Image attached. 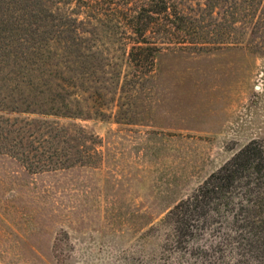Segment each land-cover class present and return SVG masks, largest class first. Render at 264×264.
I'll return each instance as SVG.
<instances>
[{
  "label": "rangeland",
  "instance_id": "rangeland-1",
  "mask_svg": "<svg viewBox=\"0 0 264 264\" xmlns=\"http://www.w3.org/2000/svg\"><path fill=\"white\" fill-rule=\"evenodd\" d=\"M108 1L87 25L88 46L105 58L100 83L90 73L85 82L92 115L59 119L97 138V153L39 173L0 154V264H162L152 224L264 138V0L188 1L200 43L163 49L141 79L121 28H109L131 0Z\"/></svg>",
  "mask_w": 264,
  "mask_h": 264
},
{
  "label": "trees",
  "instance_id": "trees-1",
  "mask_svg": "<svg viewBox=\"0 0 264 264\" xmlns=\"http://www.w3.org/2000/svg\"><path fill=\"white\" fill-rule=\"evenodd\" d=\"M188 1L131 0L125 20L109 27L121 28L138 79L153 71L163 49L200 43L192 31L195 17L185 10ZM108 5V0H0V154L31 173L86 165L91 151L97 153L90 146L97 138L59 119L92 115L85 82L89 73L99 81L105 58L88 46L86 34L93 30L87 25ZM150 228L162 237V264H264V138L234 150Z\"/></svg>",
  "mask_w": 264,
  "mask_h": 264
}]
</instances>
